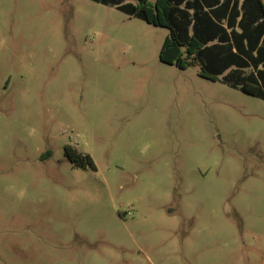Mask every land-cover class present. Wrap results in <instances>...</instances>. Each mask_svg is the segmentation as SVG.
Here are the masks:
<instances>
[{
	"label": "rangeland",
	"instance_id": "1",
	"mask_svg": "<svg viewBox=\"0 0 264 264\" xmlns=\"http://www.w3.org/2000/svg\"><path fill=\"white\" fill-rule=\"evenodd\" d=\"M168 32L0 0V264H263L264 100L160 61Z\"/></svg>",
	"mask_w": 264,
	"mask_h": 264
},
{
	"label": "trees",
	"instance_id": "2",
	"mask_svg": "<svg viewBox=\"0 0 264 264\" xmlns=\"http://www.w3.org/2000/svg\"><path fill=\"white\" fill-rule=\"evenodd\" d=\"M94 1L114 5L148 23L167 27L169 32L158 54L160 61L179 68L199 64L200 76L220 78L229 86L264 100V37L260 40L264 34V0H249L253 1L258 15L253 20L239 21L238 0ZM64 151L76 166L95 167L89 153L69 146Z\"/></svg>",
	"mask_w": 264,
	"mask_h": 264
},
{
	"label": "crops",
	"instance_id": "3",
	"mask_svg": "<svg viewBox=\"0 0 264 264\" xmlns=\"http://www.w3.org/2000/svg\"><path fill=\"white\" fill-rule=\"evenodd\" d=\"M150 1H154V0H150ZM237 9L239 11V15H238L237 21H239L241 18L244 19V20L247 19V18L250 19V20H253L255 15H258L256 13V8H255V5H254L253 1L238 0ZM261 20H262V17L259 16L258 22H260ZM225 21H226V19H225ZM254 23H257V20H254ZM236 29H237V31L241 30L238 26L236 27ZM263 37H264V34L261 36L260 40H262ZM258 67H261V65L259 64ZM250 69H251V67L246 68L245 70L247 72ZM226 72L227 71H225L224 73H226ZM219 77H221V75Z\"/></svg>",
	"mask_w": 264,
	"mask_h": 264
},
{
	"label": "built area",
	"instance_id": "4",
	"mask_svg": "<svg viewBox=\"0 0 264 264\" xmlns=\"http://www.w3.org/2000/svg\"><path fill=\"white\" fill-rule=\"evenodd\" d=\"M131 212L130 211H128V214H130Z\"/></svg>",
	"mask_w": 264,
	"mask_h": 264
}]
</instances>
